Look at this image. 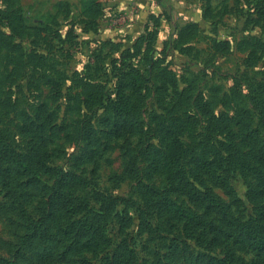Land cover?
I'll return each instance as SVG.
<instances>
[{
	"label": "trees",
	"instance_id": "16d2710c",
	"mask_svg": "<svg viewBox=\"0 0 264 264\" xmlns=\"http://www.w3.org/2000/svg\"><path fill=\"white\" fill-rule=\"evenodd\" d=\"M59 5L62 4L54 6ZM100 8L99 0L79 1L86 29L94 27ZM69 12L67 8L66 13ZM153 17L159 18L158 15ZM0 22L9 28L10 37L20 38L27 31L21 9L10 0L0 11ZM56 24L55 14L48 13L44 26L41 23L31 28L34 34L53 33L52 37L61 38L53 26ZM196 27L193 22L184 25L179 31L180 40L193 39ZM146 36L134 39L130 48L121 49V57L127 59L140 54ZM228 44L226 41L219 48L224 52ZM237 46L247 50L246 65L264 61V41L259 38L239 40ZM6 47L22 50L20 43L6 41ZM28 58L36 68L46 65V61L36 59V55ZM33 60L42 66H36ZM15 61V57L9 59L10 63ZM122 77L131 90L140 91L144 75L139 68L125 63ZM160 77L158 91L171 84L179 99H186L190 105L176 112L170 122L157 120L153 130L157 143L148 144L146 148L141 145L147 151L151 149L147 156L146 181L142 180L138 166L143 151L132 153L134 148L127 145L125 152L129 158L120 176L136 182L138 203L104 191L83 173L56 165L46 140L34 139L36 133L46 131L43 122L35 119L12 128L0 125V218L16 226L13 241L8 242L12 248L5 251L8 256L0 255V264H140L131 235L114 242L107 232L109 223L114 220L122 224L132 221L129 212L132 206L137 229L145 233L149 241H164L162 253H154L152 264H235L236 250L245 248L252 251V257L244 264H264V129L245 127L239 120L247 113L243 109H236L232 117L224 111H205L202 93L194 95L186 87L176 91L177 84L167 69ZM260 82V90L251 95V100L257 112V125L264 128V81ZM53 83L58 82L55 79ZM73 85L81 101L91 100L93 105L103 103L105 87L83 73L74 72ZM106 99L104 109L114 117L117 134L128 137L144 129L142 100L131 99L122 85L113 97ZM194 108H201L205 116L201 128L197 127ZM163 110L158 117L172 116L167 107ZM54 127L55 124L50 123L48 130ZM17 130L29 141L20 142L14 133ZM91 132V120L83 118L77 139ZM78 157L76 155L75 160ZM157 167L165 175L163 186L150 182L151 171ZM236 170L246 183L244 197L237 194L230 183L232 172ZM25 187L36 191L33 210L26 205L29 191L23 190ZM215 187L221 189L226 198L217 193ZM88 188L92 190L90 197L81 195ZM235 207L243 209L236 215ZM84 252L90 256L83 255Z\"/></svg>",
	"mask_w": 264,
	"mask_h": 264
},
{
	"label": "rangeland",
	"instance_id": "374dc122",
	"mask_svg": "<svg viewBox=\"0 0 264 264\" xmlns=\"http://www.w3.org/2000/svg\"><path fill=\"white\" fill-rule=\"evenodd\" d=\"M8 1L0 0V11ZM10 1L21 9L27 31L20 38L10 37L9 28L0 22V125L12 128L35 119L43 122L46 131L36 133L34 139L42 137L46 140L55 164L85 174L104 191L138 203L140 196L136 182L120 176L129 158L125 152L127 145L134 148L132 153L143 151L138 166L142 180L146 181L147 156L151 149L147 151L141 145L146 148L148 144L157 143L158 137L153 132L157 120L170 122L176 112H182L190 105L186 99H179L171 84H167L165 90H157L165 69L176 82V91L186 87L194 95L203 94L205 111H224L232 117L236 109H243L247 113L239 120L245 127L264 129L263 125H257V112L251 100V95L260 90V81H264V61L246 65L247 50L237 46L242 39L264 41V0H150L143 8L141 3L137 4L138 0H99L101 8L95 25L88 29L79 12L80 0ZM56 3L62 5L55 7ZM48 13L55 14L57 24L53 26L61 38L52 37L53 33L34 34L31 26L41 23L44 26ZM155 15L159 16L158 20L153 17ZM192 22L197 24L196 36L189 41L180 40L181 28ZM145 34L147 45L140 46L142 52L122 58L121 49L130 48L134 39ZM6 41L20 43L22 50L17 51V46L7 48ZM226 41L229 47L223 52L219 46ZM29 55L42 58L46 65L33 60L36 66H42L34 67ZM13 57L16 61L10 63L9 59ZM127 62L143 72L140 91L131 90L122 77ZM74 72H81L105 87L102 104L81 101L73 88ZM55 79L58 83H53ZM119 85L131 99L142 100L144 129L128 137L115 132L114 117L104 109L106 98L113 97ZM175 103L178 105L174 106ZM163 107H167L172 116L158 117L164 112ZM194 109L197 127L201 128L205 116L201 108ZM83 118L91 120L92 132L78 140L77 132ZM50 123L55 124L52 131L48 130ZM232 124L236 125L235 121ZM14 133L20 142L29 141L18 130ZM76 155L80 158L75 160ZM151 173L150 182L163 186L162 169L157 167ZM230 183L237 194L244 197L246 183L240 171L232 172ZM214 189L226 198L221 189ZM23 190L29 191L26 205L30 210L35 209L36 191L27 187ZM83 191L81 195L90 197L92 194L89 188ZM233 209L237 215L243 208ZM129 212L132 221L125 224L112 221L107 227L108 235L114 242L131 235L140 264H152L154 253H162L164 241H149L146 234L137 229L135 207H130ZM15 227L0 218L2 256H8L5 251L12 248L8 242L13 241ZM235 255V264H244L251 259L252 251L238 249Z\"/></svg>",
	"mask_w": 264,
	"mask_h": 264
},
{
	"label": "crops",
	"instance_id": "0c3cea01",
	"mask_svg": "<svg viewBox=\"0 0 264 264\" xmlns=\"http://www.w3.org/2000/svg\"><path fill=\"white\" fill-rule=\"evenodd\" d=\"M143 1H144V3H143ZM147 2H150V0H138L137 4H138V3H141V5H143V6H142V8H143L144 5H145Z\"/></svg>",
	"mask_w": 264,
	"mask_h": 264
}]
</instances>
